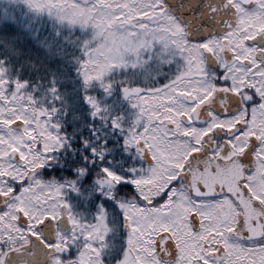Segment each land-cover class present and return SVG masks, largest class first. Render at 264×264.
I'll return each mask as SVG.
<instances>
[{
    "label": "snow or ice",
    "instance_id": "snow-or-ice-1",
    "mask_svg": "<svg viewBox=\"0 0 264 264\" xmlns=\"http://www.w3.org/2000/svg\"><path fill=\"white\" fill-rule=\"evenodd\" d=\"M25 3L53 34L0 12V264H264V0Z\"/></svg>",
    "mask_w": 264,
    "mask_h": 264
},
{
    "label": "trees",
    "instance_id": "trees-1",
    "mask_svg": "<svg viewBox=\"0 0 264 264\" xmlns=\"http://www.w3.org/2000/svg\"><path fill=\"white\" fill-rule=\"evenodd\" d=\"M0 12H8L14 18L19 20V23L24 29L31 28V36L33 37H50L53 34L52 21L45 14L42 17H37L26 5L25 0H0ZM17 68L19 66L17 65Z\"/></svg>",
    "mask_w": 264,
    "mask_h": 264
}]
</instances>
